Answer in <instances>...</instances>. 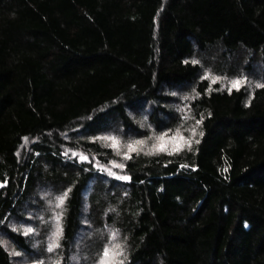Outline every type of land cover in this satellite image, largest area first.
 Segmentation results:
<instances>
[{"label": "trees", "instance_id": "1", "mask_svg": "<svg viewBox=\"0 0 264 264\" xmlns=\"http://www.w3.org/2000/svg\"><path fill=\"white\" fill-rule=\"evenodd\" d=\"M257 84L264 0H0V264H97L114 233L124 264H264ZM178 129L191 147L131 154L128 181L99 169L97 137Z\"/></svg>", "mask_w": 264, "mask_h": 264}, {"label": "snow or ice", "instance_id": "2", "mask_svg": "<svg viewBox=\"0 0 264 264\" xmlns=\"http://www.w3.org/2000/svg\"><path fill=\"white\" fill-rule=\"evenodd\" d=\"M186 63H187V61H186ZM191 63L196 64V63H198V61L193 60V61H191ZM201 79H205V80L210 79L208 91H212L213 89H212L211 85L218 83L221 78L210 76L209 73H205V75L203 77H201ZM245 83H246V81L244 79H236V80L230 81L229 82L230 86L228 87L227 90L229 91V93H231L233 89L239 91L240 88ZM256 87H264V85L257 84ZM185 119H187V117H185ZM200 123H202V120L197 121V126H199ZM192 135L193 136L196 135L195 129L192 130ZM200 135L202 136L203 133L201 132ZM177 137H179V139L181 141H183V143L178 144L175 148L172 149V151L168 152L169 155L174 154L178 151H182L183 147L185 145L188 146L189 148L191 147L192 141L190 139H185L183 136H181L179 129H178L177 132L171 137L168 136V133H164L163 135L158 136L157 137L158 143L153 145V148H152V150H150L149 154H152V152L167 151L166 138H167V141H174L177 139ZM25 139H27V138H25ZM97 139L105 140V141L110 140L111 141L110 146L114 149L118 148L119 142L114 137L104 136V137H97ZM195 142L199 143L198 140ZM144 143H145L144 141L140 140V141H136L135 144H128L127 145L128 152L125 153L124 159H130L131 156L129 154L132 152H137L139 150L137 146L143 147ZM65 154H67V153H65ZM72 155L76 156L77 153H72ZM79 159L82 162H86L88 160V157L85 155H80ZM112 167L123 169L124 165L113 163ZM105 170L109 172V175H115L110 170H107V169H105ZM225 171H227V169H225ZM116 178L123 180V181H128L130 179L127 175L118 176ZM4 186H5V184H0V187H4ZM70 191H71V189H68L62 195H60L56 198V201L54 204V209H58L60 211L56 212L55 216H54L55 230L52 233V236L50 238L51 242L49 243V246H48L49 252H52L53 250L60 247V240L62 239L63 232H64L63 226H62V213H63L64 206H65V203H66V200L68 198ZM33 231H34V229L32 227H28L24 230V235L27 236L30 233H32ZM115 236H116V234L114 233L113 234V240H115ZM11 254L19 255V253H17V252H12ZM121 257H124V253L121 250V245L119 243H111L110 242L109 246H105V248L103 249V251L101 253V258L98 261V264H124V260L120 259ZM56 264H59V261H57Z\"/></svg>", "mask_w": 264, "mask_h": 264}, {"label": "rangeland", "instance_id": "3", "mask_svg": "<svg viewBox=\"0 0 264 264\" xmlns=\"http://www.w3.org/2000/svg\"><path fill=\"white\" fill-rule=\"evenodd\" d=\"M229 82L230 81H225V80H219V82L218 83H216V84H218L219 86H221L222 88H224V87H229L230 86V84H229ZM175 134V133H174ZM174 134H168V136L169 137H171V136H173ZM161 135H163V134H161ZM181 135V134H180ZM158 136H160V135H154V134H152V133H150L147 137H145V138H143V139H141L142 141H144L145 143H144V145H143V147H140V146H137L138 147V151L137 152H132V153H130L129 155H131V154H133V153H135V154H138V153H143V154H149L150 153V150H152V148H153V145H155V144H157L158 143V141H157V137ZM181 136H183V135H181ZM191 136H192V134H191ZM189 137V138H186V137H184L185 139H192V137ZM104 137V136H103ZM107 137H114V138H116V140L119 142V145H118V148H116V149H114V148H112L111 146H110V144H111V141L109 140V141H105V140H100L99 139V141L104 145V146H106V147H109V148H111L113 151H114V155H115V159L113 160V161H111V162H109L106 166H99V169L105 174V175H107V176H109V177H111V178H115V179H117L116 177H118V176H123L124 174H123V169H121V168H114V167H112V165H113V163H115V164H123V162L126 160V159H124V155H125V153H127L128 152V149H127V145L128 144H135V142L136 141H140V140H133V139H129V141L128 142H124V141H122V139L120 138V137H116V136H114V135H108ZM183 143V141H181L180 139H179V137H177V139L176 140H174V141H167V138H166V144H167V151H161V152H152V154H159V153H168V152H170V151H172V149L173 148H175L178 144H182ZM185 148H189L188 146H184L183 147V149H185ZM80 155H82V154H80V153H77V155L76 156H74L75 158H77V160H79V161H81L80 159H79V156ZM149 155H151V154H149ZM105 169H107V170H110L112 173H114L115 175H109V172L108 171H106ZM117 180H120V179H117ZM121 181H123V180H121ZM55 201H56V199H55ZM54 215H55V213H54ZM27 227V226H26ZM55 228V227H54ZM55 230V229H54ZM54 232V231H53ZM52 236V235H51ZM51 238V237H50ZM51 242V239H49V243ZM111 243H118L117 242V237H115V240H111L110 241ZM110 242H109V244H110ZM109 244L107 245V246H109ZM49 246V245H48ZM49 253H51V252H49ZM120 259H123V257H121ZM100 260V259H99ZM124 260V259H123ZM57 261H59V259H51V260H49V263H47V264H56V262ZM31 264H37V263H31ZM71 264H76V261L74 260V258L71 260ZM98 264V263H97Z\"/></svg>", "mask_w": 264, "mask_h": 264}]
</instances>
